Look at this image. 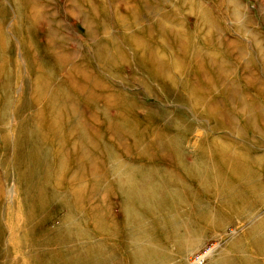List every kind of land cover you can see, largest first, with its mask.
Wrapping results in <instances>:
<instances>
[{
	"label": "rangeland",
	"instance_id": "374dc122",
	"mask_svg": "<svg viewBox=\"0 0 264 264\" xmlns=\"http://www.w3.org/2000/svg\"><path fill=\"white\" fill-rule=\"evenodd\" d=\"M2 1L8 14L5 16L0 15V97L2 98L0 99V221L4 226H2L4 233L1 238L3 245L0 251L7 250V248L11 249L10 243L13 241L10 228L16 224L17 218L28 217L29 204H32L33 209L40 211L43 203L44 208L50 210L54 208L53 206L58 205L57 202L52 201L49 203L41 202L42 204L40 203L41 205L39 206L37 205L38 197H35V192L28 190L29 196L27 195L25 187L28 186L29 189L28 182L33 178V171L41 169L38 165L40 163H36L33 158L28 157L26 154H30L27 151L25 152L24 149L17 151L15 149L18 138L25 136L23 133H26L29 138L36 130L40 129L39 136L33 143L42 149L43 158L45 160L46 158L48 159L50 167L47 172L42 168L43 173L38 171L40 172L39 175L44 177V172H46L48 177V172L52 170L53 182L51 184L54 183L51 186L52 190H56L54 192H58V196L65 193L75 205L72 217L77 218L74 221L77 226L75 230H86L85 233H90V238L94 242L99 238L110 242L109 239L107 240L110 234L104 233L95 224L96 221H104V218H102L104 214L101 209L107 208L108 210L110 209V218L117 223L122 224L123 220L131 221L130 218L138 219L136 222H130L131 229L136 227V241L132 237L126 239L123 236L113 238L111 242L113 244L116 242V244L124 248L133 242L136 249L143 246L148 247L149 243H156L163 248L159 249L151 246L150 250L157 249L160 251L161 257H163L162 264H192L190 262L191 258L205 253L211 246H216L213 250L214 252L199 264H264V250L257 251V246L264 244V228L259 224L260 217L264 216V204H255L257 210L250 211V209H246L247 212L242 214L240 208H236V211L241 210L240 213H236L220 207L223 210V221L225 222L222 221L220 225L217 224L216 220L204 218L203 211L207 213V210H205L207 208H204L205 205L203 206V203L205 202L210 206L215 205L217 198H214L216 197L214 189L205 194V188L202 187V189L194 179H191L190 173L194 169L191 166L192 162L184 159L186 152L193 154L196 150L194 148V140L195 138L197 139L196 129L194 133L186 131L183 136L178 134V140L182 141V143L177 142V149L170 150L163 147L162 142L164 140L154 132L155 130L151 129L153 127L150 126L151 123L145 120L146 113H150L147 115L153 117L157 122L164 123L165 119L167 120L174 113L175 116L171 118H181L183 121L190 120L195 128L196 123L206 125L207 127L202 132L205 133L206 131L208 135L216 136L215 132L209 130L210 122L208 119L212 120L211 117L202 116L201 119L199 115H196L195 111H198L197 108L192 107L191 103L188 102V91L181 86L177 87L173 92H169L167 89H163L160 92L158 88H161L162 85L152 82L156 92H149L151 87L141 81V79H147L148 75L138 68V64L137 69L135 66L132 68L126 66L123 72L120 71L121 76L113 77L100 70L101 61L95 63L93 58L96 55L90 52V50L92 51L96 48L98 42L105 44L109 40H114L122 47L123 52L133 54L129 50L132 49L129 45L120 42V34L119 36L116 34L119 28L116 27L115 23L123 19L128 20L130 14L133 15V13L140 12L139 17L141 20L139 22H142L140 27L145 25L152 26L156 21L162 25V28L163 24L177 26L176 18L184 20L183 17L186 16V11L178 10L175 7V5H179L180 1L170 0L173 6L171 4L172 10L168 11L169 0H93L99 2V5L106 7L105 10L110 15L111 21L109 18L107 19L103 16L97 18L93 15L90 10L92 0H29L27 12L30 5H35L37 9L43 7L44 20L39 21L37 18L31 17L30 21H33L35 26L33 27V24L29 21V23L25 22L27 26L22 23V25H25L23 28L21 24L17 25L19 23V14H17V9L12 0ZM203 1L209 5L212 12L217 10V16L216 14L214 15L215 19L222 18L223 14L224 20H219V22H226L225 24L228 28V31L224 34L226 39H252V43L251 41L250 43L253 45H255L253 40L257 39L264 45V0H232L234 4H232L231 0ZM230 3L232 4L230 8L244 13L247 18L244 21L245 25L250 27L249 30L254 35L256 34L257 37L256 35L252 37L244 36L237 28L239 21H237V25L231 23L234 17L226 11ZM183 8L187 9V6ZM78 9H81L83 17L91 18L96 23L88 26L84 25L82 20L78 19L80 15L79 12H76ZM92 17L96 18V20ZM188 20L193 23L194 17L190 16ZM107 24L110 28L107 29L106 33H101V27H106ZM123 31L126 30L123 29ZM137 31L138 28L136 27ZM52 32L57 36H52ZM90 32H92L91 36H89ZM150 32L148 34L149 37L154 35V30H150ZM49 33L52 36H50L51 41L48 38ZM139 33L142 34L143 32ZM166 38L168 40L167 43L176 51V54H182L179 52L181 50L180 43L173 41V34H170V31ZM8 40H10L9 43H7ZM33 44L36 48L31 47V51H27V48L33 46ZM39 47L40 50H38ZM59 52L72 57H70L71 61L67 67L68 71L57 72L56 80L59 79V83L68 81V72L74 66L79 67V70L85 72L86 77H78L79 73L73 72V77L75 78L70 87L72 88V84L73 86L84 84L91 88V82L100 83L102 88L95 90L97 94L101 93L98 97L103 99V96L105 98L106 95L109 97L108 100L117 98V102L115 100L113 107L118 103H122L123 112L126 113L125 121H127L134 134L125 130V128H121V131L113 125L114 123L109 124L100 109L87 102H83L79 106L78 115H73L70 110H65L64 118L60 120V123L56 122L53 126L49 125V120H47L49 105L46 102L49 93L46 94V99L39 94L43 89L41 82L45 79L39 63L43 57H50L49 61H51L53 54ZM252 53L255 59L259 56L260 64L263 54L259 55L258 51H252ZM129 54H126L125 57L128 58ZM121 55L123 56V53ZM137 60H140V56H138ZM89 61L90 63H88ZM167 61L165 66L169 69L170 66ZM181 63L183 64L182 60ZM42 65L44 66V62ZM186 70L188 68L184 66L182 71L178 68L173 71H176L174 73L176 76L180 74L179 82L186 80V82L191 83L194 78L188 75ZM46 71L50 72L48 68ZM8 74L13 78H8ZM157 81L160 82V78ZM53 84L55 85V83ZM71 90L76 89L73 88ZM45 91H48V88ZM6 92L11 93L10 98H6ZM117 95L119 97H115ZM174 95L180 96L181 99L176 98ZM82 99L84 98L82 97ZM116 112V110L112 111L113 114ZM80 120L87 121L86 125H88L90 131H88L89 145L86 144L87 150L85 152L76 151V145L78 144L76 130L82 125ZM162 125L160 124V131H166L167 133V125H164L165 128ZM136 126L142 129L143 132L145 131L142 139L143 144H136L139 142L136 140L135 135ZM153 128L155 129L156 127L154 126ZM188 137H190L189 141H186ZM234 139L238 140L237 137H234ZM202 140L198 137V146L201 144L200 147H205L202 144ZM23 145L26 147L25 141H23ZM255 149L257 155L264 152V148L262 150H259V148ZM174 151L176 153H173ZM21 152H23L24 158L22 161L20 159V163L16 165L13 160L17 159L16 157H18L19 153L21 155ZM111 154L115 157L111 158ZM59 158L62 162L61 172L58 170L60 169ZM9 159L12 163H10V167L8 165L6 168L2 163L4 160ZM157 167L164 169L170 174L174 185H178L177 183L182 185L180 189L183 191V199L180 198L174 201L153 197L148 200H142L140 198L136 199V197H128L124 189H119V184L123 183L122 181L128 179L129 176H134L135 180L137 177L139 181L151 171H155L157 176H160L158 173L161 172L163 175L164 170L156 171ZM117 169L122 174H118ZM102 182L103 188L98 189L96 186L102 185ZM202 190H204L203 193ZM102 194L103 196H100ZM213 194L214 196L212 197ZM126 203L132 206L133 210L127 211L128 205ZM98 211L101 214L96 218ZM67 212L68 209L66 207L62 210L57 211L56 209L52 211L50 217L54 219H48L45 225H59ZM71 232L75 233L73 229H71ZM78 233L85 234L81 231ZM130 246L125 250L121 248L122 251L119 250L117 252L116 256H119V260H123L126 257L122 256L125 255L123 251H127L129 254L130 250L133 249V246ZM29 253L30 250L25 249L24 255L21 256V259L19 257L18 263L41 264L36 255L33 257ZM44 258L47 257L44 256ZM153 260L147 264H161L157 259ZM2 261L6 260L0 256V264H3ZM142 263L144 264L145 262L138 261V264Z\"/></svg>",
	"mask_w": 264,
	"mask_h": 264
},
{
	"label": "bare ground",
	"instance_id": "6f19581e",
	"mask_svg": "<svg viewBox=\"0 0 264 264\" xmlns=\"http://www.w3.org/2000/svg\"><path fill=\"white\" fill-rule=\"evenodd\" d=\"M179 1V5L177 4L175 7H177L178 10L186 11V16H182L184 20H178L176 18L178 23L177 26L163 24L162 28V25L156 21L152 26L145 25L140 27L142 23L139 22L141 20L139 17L140 12L133 13V15L130 14L128 20L123 19L115 23L116 27L119 28L116 34L117 36L120 34V42L129 45V47L132 48L129 50L133 54L123 52L122 47L114 40H109L105 44L98 42L96 48L92 51L90 50V52L96 55L93 58L95 63L101 61L102 66L100 70L113 77L121 76V72L125 70L126 66H130L131 68L135 66L137 69L138 64V68L148 75L147 79H141V81L143 84L147 83V85L151 87L149 88V92H156L152 82L162 85L161 88H158L160 92L163 89L173 92L177 87L181 86L188 91V102L191 103L192 107L197 108L198 111H195V113H197L196 115H199L201 119L202 116H206L207 118L208 116L211 117L212 120L208 119L210 122L209 130L215 132L217 134L216 136H210L206 131L205 133L202 132L207 127L206 125L196 123L195 128L190 120L183 121L181 118H171L175 116L174 113L171 115L172 112L170 113L171 116H169L167 120L165 119L164 123L157 122L153 117L147 115L150 113H146L145 120L151 123V127H156L155 129L153 127L151 129L153 131L155 130L154 132L164 140V142H162L163 147L166 149L169 148L170 150L177 149V142L182 143V141L178 140V134L183 136L186 131L194 133L196 129L197 139L198 137L199 139H203L202 144L205 145V147H200L201 144L198 146L197 139L195 138L194 148L196 150L193 154L186 152V157L184 159L188 161L191 160V166L194 168L192 171L193 173H190L191 179H194L201 188H205V194H208V191L211 189H214L216 192V197H214L217 198V203L214 201L216 206L214 204L210 206L204 202L203 206L205 205L204 208H207L205 209L207 213L203 211V216L208 220H216L217 224L220 225L224 218L222 210L224 208L236 213H240L242 210V214L243 212H247L246 209H250V211L257 210L255 204H264V152L257 155L255 149L259 148V150H262L264 148V45L255 38V40H253L255 45L251 44L252 39H245L246 41L242 38L233 40L226 39L224 37V34L228 31L225 24L226 22H219V20H224L223 14L222 18L215 19L214 15L216 14L217 16V10H215V12L213 10L212 12L209 5L203 0ZM12 2L17 9V14H19V23H17V25H22V23L25 22L29 23L31 17L37 18L39 21L44 20V14L42 12L43 7L37 9L35 5H30L27 12L29 0H12ZM168 3L170 6V8L168 6V11H170L172 10L171 7L173 4L170 0ZM91 4L90 10L93 15L97 18L103 16L112 21L104 5H99V2L93 0ZM232 4H234L233 1ZM232 4L230 3L226 8L229 15L231 14L232 17H234L231 23L237 25V21H239V26L237 25V28L244 36H255L256 34L254 35V33L249 30L250 27H247L244 23L247 19L244 13L240 10L230 8ZM184 6H187V9H184ZM6 10L5 4L0 0V15H7L8 13H6ZM76 12L80 13L78 19L82 20L84 25L86 24L88 26L96 23L91 18L83 17L81 15V9H78ZM220 13H222V11H220ZM190 16L194 17L193 23H190L188 20ZM94 19L96 20V18ZM163 19L166 21L165 18ZM42 22L45 23L44 21ZM1 23H3V21H1ZM26 23L25 25L27 26ZM31 23L33 24L34 22L32 21ZM25 25H22V28ZM34 26L33 24V27ZM136 27L138 28L137 32ZM109 28L110 26L107 24L106 27H101V30H99L104 34ZM123 29L126 31H123ZM150 30H154V35L149 37L148 34L151 33ZM169 31L170 34H173V41L180 43L181 50H179V52L182 54L177 55L176 51L167 43L168 40L166 35ZM139 32L143 33L141 34ZM51 34L54 37L57 36L54 32ZM91 35L92 32L89 33V36ZM50 36L49 33V40L51 39ZM9 41L10 40H8L7 43H9ZM31 47L33 48L35 45L33 44V46L28 47L27 51H31ZM38 50H40V47ZM252 51H258L259 55L263 54V59L260 64L259 56L255 59ZM122 53L123 56L121 55ZM126 54H129L128 58L125 57ZM53 55L51 61H49L50 57H43L40 59L39 63V67L45 76V79L41 82L43 89L39 94L46 99V94L49 93L47 101L45 100L49 105L47 116L49 125L53 126L56 122L60 123V120L64 118L63 114L65 110H70L73 115H78L79 106H81L83 102H87L95 106V108L100 109L109 124L114 123L113 125L118 127L121 131V128H125V130L134 134L127 124V121H125L126 113L123 112L124 108L122 103H118L113 107L115 100L117 102V98L115 100H108L109 97L106 95L105 98L103 96V99L98 97L101 93L97 94L95 90L97 88H102L100 83L96 81L91 82V88L84 84H78L76 86L72 84V88L70 87V84L75 78L73 77V72H78V77H86L85 72L79 70V67L74 66L73 69L68 72V81L66 80L59 83V79L56 80L57 72L68 71L67 67L71 61L70 57L72 56L66 55L65 53L62 54L61 52L54 53ZM138 56H140V60H137ZM166 61L170 66L169 69L165 66ZM43 62L44 66L42 65ZM88 63H90V61ZM183 65L188 68V70H186L188 75L193 76V82L188 83L186 80L179 82L180 74H178V76L174 75L176 71L173 70L178 68L182 71L184 70ZM47 68L50 72L46 71ZM8 78L13 77L8 74ZM158 78H160V82L157 81ZM53 83H55V85ZM9 84H11V82H9ZM46 88H48V91H45ZM73 88L76 90L72 91L71 89ZM5 96L6 98H10L11 93L6 92ZM82 97L84 99H82ZM115 97H119V95ZM175 97L181 99L180 96ZM0 99L2 98L0 97ZM114 110L117 112L113 114L112 111ZM80 121L82 125L76 130L78 140L76 151L85 152L87 150L86 144H88L89 140V129L88 125H86L87 121ZM160 124H163V127L165 124L167 125V133L166 131H160ZM39 132L40 129L36 130V134L34 133L29 138L26 133H23L25 136H18V143L16 142V151L21 149H24L25 152L27 151L30 155H26L33 158L36 163H40L38 165L41 168L33 171V178L28 182L29 189L28 186L25 188L28 196V190L30 192H35V197H38L37 205L40 206L42 204L41 202L49 203L52 201L57 202L58 205L53 206L54 208L50 210L45 209L43 203L40 211L38 209H33L32 204H29L28 217L17 218L16 224L10 228L13 241L10 243L11 249L7 248V250L4 249L0 251L1 258L6 260L2 261L3 264H19L18 259L19 257L21 259V256L24 255L25 249H29V254L33 257L36 255L41 264H138V261L147 264L152 259H157L160 263L163 262L160 251L157 249L150 250L151 246H155L159 249L163 248L159 247L156 243H149L148 247L143 246L136 249V246L133 245L134 243L131 242L132 244L130 245L133 246V249L130 250L129 254L127 251H123L125 255L122 256H126L123 260H119V256H116L119 250L122 251L121 248L125 250L130 245H126L124 248L116 244V242V245L113 244L111 240L116 237L124 236L126 239L132 237L136 241V227L130 228V222H136V220H138L136 218H130L131 221L123 220L122 224L117 223L110 218V209H101V212L104 214V217H102L104 221H96L95 224H97L98 229H102L104 233L110 234L107 238L110 242H106L102 238L94 242V240L90 238V233H85L86 230H75L77 226L74 221L77 218H72L75 205L69 200L65 193L58 196V192L56 193L54 192L56 190H52L51 186L54 184H51V182H53L52 170L48 172V177L46 175L50 167V162L46 157V160L43 158L44 153L42 149L33 143L37 140ZM144 132L136 126L135 135L136 140L139 141L136 144H143L142 139L144 137ZM234 137H237L238 140L234 139ZM189 138L190 137H188L186 141H189ZM23 141L26 142V147L23 145ZM173 153L176 152L174 151ZM112 157L115 156L111 154V158ZM16 158L17 159L13 161H15L17 165V163H20V159L22 161L24 158L23 152H21V155L19 153ZM10 163H12V161L9 159L6 161L4 160L2 164L7 168L8 165L10 167ZM59 163L60 169L58 170L61 172L62 162L60 158ZM42 168L46 170V172H44V177L39 175L40 172H38L41 171L43 173ZM158 170L164 169L157 167L156 171ZM117 173L122 174L118 169ZM155 174V171H151L145 178L139 181L137 177L135 180L133 178L134 176H129L128 179L122 181L123 183L120 182L119 189H124L128 197H136V199L140 198L142 200H148L153 197L161 200L170 199L174 201L180 198L183 199V191L180 189L182 185L179 183H177L178 185H174L170 174L165 170L163 175L162 172L158 173L160 176ZM98 186H96L98 189L103 188V182L102 185ZM204 190H202V193ZM124 192L122 191V193ZM100 196H103V194ZM213 196L214 194L212 197ZM127 205V211L133 210L132 206L129 204ZM64 207L68 209V212L65 214L64 218H62L60 224L46 226L45 222H47L48 219H54L50 217L51 212L56 209L57 211L62 210ZM220 207L222 209H220ZM236 208H240L241 210L236 211ZM45 210L49 213H46ZM101 212L98 211L97 214L95 213L96 218H98ZM259 221L260 226L264 228V216H261ZM2 226L3 224L0 221V249L3 245L1 240L4 233ZM71 229H73L75 233L71 232ZM79 231L85 234H79ZM215 247L216 246H211L205 253L191 258L190 262L192 264L201 263L207 256L212 255ZM57 250L62 252H58ZM262 250H264V244L257 246L258 252ZM44 256L47 258H44ZM78 261L80 262L78 263Z\"/></svg>",
	"mask_w": 264,
	"mask_h": 264
}]
</instances>
